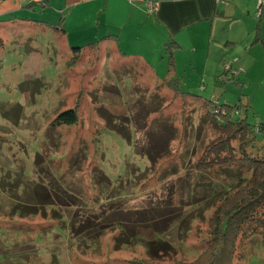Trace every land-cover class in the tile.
Returning a JSON list of instances; mask_svg holds the SVG:
<instances>
[{"label":"rangeland","instance_id":"obj_1","mask_svg":"<svg viewBox=\"0 0 264 264\" xmlns=\"http://www.w3.org/2000/svg\"><path fill=\"white\" fill-rule=\"evenodd\" d=\"M10 34L0 28L5 42L0 49V264H50L52 253V264H128L143 258L144 243L157 238L175 248V260L193 261L205 248L208 217L215 202L228 193H221L220 175L194 169L205 146L217 136L201 104L173 99L172 88L163 82L165 76L160 77L165 71L157 65L151 75L103 49L92 70L85 71L86 59L83 65L68 70L71 53L66 42L64 47L54 36L38 32L21 31L14 38ZM233 68L245 80V69L237 62ZM154 74L162 81H156ZM178 88L204 99L220 98L229 106L238 104L243 90L246 92L243 83L226 87L217 83L206 89L180 81ZM70 109L78 110V124L56 128L48 149L43 144L46 128L56 115ZM254 110L264 120V104L254 103ZM107 114L115 117L112 121L118 134L106 127L103 117L108 119ZM249 122L256 123L251 110ZM159 141L166 145L164 151H145L151 146L159 149ZM36 152L43 155L45 170L55 176L57 170L66 174L64 188L70 195L84 197L85 203L77 207L80 217L106 210L98 246L86 250L65 240L61 246L55 242L59 247L54 250L49 238L30 240L34 235L28 232L41 229L44 221L12 217L10 209L17 201L2 191L3 185L17 187L23 171L30 176L26 185L35 180L38 167L32 160ZM70 155L69 160L57 162ZM105 174L111 176V182ZM113 194L119 200L108 206L106 195ZM26 195L22 191L23 198ZM170 206L178 213H172ZM132 212L139 219L128 222L125 214ZM184 217L187 222L182 228L188 232L181 238L179 223ZM118 219L139 232L142 245L114 248L120 232L107 226ZM12 222L22 225L23 234L13 233L8 224ZM170 259L158 262L167 264ZM233 264H264V245L257 247L250 238L241 241Z\"/></svg>","mask_w":264,"mask_h":264},{"label":"trees","instance_id":"obj_2","mask_svg":"<svg viewBox=\"0 0 264 264\" xmlns=\"http://www.w3.org/2000/svg\"><path fill=\"white\" fill-rule=\"evenodd\" d=\"M39 2L42 6L47 4L46 0H40ZM0 23H2V20H0ZM171 44H174V42L168 44L165 52L168 55L169 67L172 68ZM4 45L5 43L0 38V49ZM97 46L98 43L71 48L70 59L66 62L68 70L83 65L85 59L88 60L85 64V71L92 70L98 61V54H101V50ZM86 66H89V68L86 69ZM167 73H170V71L168 70ZM221 78L232 82L225 83L220 80ZM163 82L166 86L172 88L173 99L178 98L183 103L185 101L197 102L204 109V117L210 127L217 133V136L205 146L202 156L194 165V169L197 173L213 172L212 174L220 175L223 184L221 193L225 191L228 193L215 202L212 213L208 217L205 248L193 261L175 260V248L166 241L157 238L144 243L143 258L132 259L128 261V264H162L158 261H163L162 259L166 258H171L166 260L169 262L167 264H233L237 247L241 241L250 238L252 242H256L257 247L264 245V124H251L249 122L250 108L240 98L237 100L238 104L229 106L225 105L226 102L221 103L220 98L204 99L200 95L180 92L177 78L164 79ZM217 83L226 87L230 84L241 85L244 81L241 80L240 75L232 76L230 70H227L215 78V84ZM107 117L106 120L103 117L106 127L118 134L115 121H112L115 117L108 114ZM78 122V110L70 109L60 112L45 130L43 135L44 146H48V149L52 148L53 137L57 135L56 128H71L76 126ZM233 143L236 144V147L232 145ZM56 144V141H54L55 147H57ZM164 148H166V145L159 141V149L151 146L145 151L155 150L154 153H157L158 151H164ZM71 156L62 157L57 162L65 159L67 161ZM43 160L44 157L40 152L34 154L32 162L38 169L35 170L36 179L29 181L28 185H26V182H28L30 176H26L25 171L22 172L21 183L17 182V187L13 188L11 185L10 190L7 185H3L2 191L10 193L13 200L17 201L10 209V213H14L12 217L18 221H27L34 218L44 221V226L41 229L35 231L32 229L28 232V234L34 235V237H30L32 242L49 238L51 243H54L53 247L61 246V243L65 240H70L74 242L73 244L76 247H83L86 250L98 246V241L104 229L103 226H105L106 210L101 211L100 214L88 212L80 217L81 211H78L77 207L80 206L81 208L82 204L85 203L84 197L70 195L64 188L65 182L63 179L66 174L57 170V176H55L52 172L45 170L41 166ZM38 170L40 172H37ZM38 173H41V175ZM228 173L232 177L227 176ZM82 176L84 177V174ZM106 176L111 182L112 179L109 178L111 176ZM14 189H21V191L16 192ZM22 191L28 193L25 198L22 196ZM15 193L19 195L16 196ZM199 196L202 197L200 194ZM118 200L119 196L116 194L106 195L105 204L112 206L113 203L111 202ZM170 209L172 213H178L173 210V206H170ZM116 212H111L112 216H115ZM125 216L128 222L139 219V215L134 212L125 214ZM127 221L122 222L118 219L114 224L117 226L113 224L107 226L110 230H119L120 232V236L116 237L114 243L115 249L120 246L142 245L143 243L139 232L134 230ZM185 222H187V218L184 217L179 223L181 238H184L183 236H186L188 232V230L182 228ZM8 224H11L14 234L18 231L19 235L23 234L21 224L15 222ZM158 234L164 235L162 232H158ZM58 239L60 243L57 242ZM92 240H94L93 243H91ZM52 254L50 264L55 260L54 253Z\"/></svg>","mask_w":264,"mask_h":264},{"label":"crops","instance_id":"obj_3","mask_svg":"<svg viewBox=\"0 0 264 264\" xmlns=\"http://www.w3.org/2000/svg\"><path fill=\"white\" fill-rule=\"evenodd\" d=\"M39 1L0 0V28L13 38L21 31L54 36L68 50L98 43L101 53L107 49L119 61L148 73L157 65L166 80L174 76L206 89L237 62L246 71L242 100L256 124H264L254 110V103L264 104V6L257 18L256 0ZM172 42L171 68L165 49Z\"/></svg>","mask_w":264,"mask_h":264},{"label":"built area","instance_id":"obj_4","mask_svg":"<svg viewBox=\"0 0 264 264\" xmlns=\"http://www.w3.org/2000/svg\"><path fill=\"white\" fill-rule=\"evenodd\" d=\"M256 17L259 18L261 11H262V7L264 6V0H256ZM153 10V5H149V11L152 12ZM229 71L232 74V76L234 75H239V72L235 71V69L233 68V63L231 64H227L226 67H224V71ZM220 80H223L225 83H231V80L225 79V78H221Z\"/></svg>","mask_w":264,"mask_h":264}]
</instances>
